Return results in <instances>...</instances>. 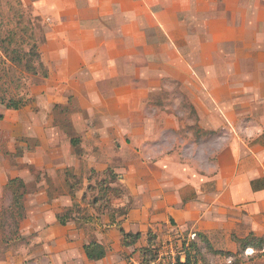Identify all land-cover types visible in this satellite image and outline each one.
Listing matches in <instances>:
<instances>
[{"label":"crops","instance_id":"0c3cea01","mask_svg":"<svg viewBox=\"0 0 264 264\" xmlns=\"http://www.w3.org/2000/svg\"><path fill=\"white\" fill-rule=\"evenodd\" d=\"M22 1L44 24L48 40L40 45L41 58L53 76L52 90L60 94L52 102H61L66 92L68 100L74 96L84 117L100 121L86 127L87 137L109 135L120 143L119 150L130 151L119 164L127 167L120 181L129 191L128 213L114 224L106 214L95 218L87 224L96 228L93 237L69 232L62 244L52 247V264H127L142 258V248L192 234H198L200 248L230 253L241 249L251 233L264 237V74L258 81L237 83L220 77L219 64L209 62L204 77L199 74L203 67L188 61L191 53L184 50L198 51V42L190 39L203 33L228 38L235 36L236 22L264 23V4ZM217 52L230 51L221 44ZM229 69L233 66L223 68L226 76ZM173 85L182 99L159 100V90ZM151 96L156 101L146 109ZM181 102L189 103V113ZM136 115L139 120L133 121ZM123 134H130V143ZM199 165L205 169L199 171ZM121 228L139 233L140 239L124 246ZM91 242L104 246L102 259L88 258L84 245ZM232 258L228 264H235L229 262ZM245 259L264 264V254Z\"/></svg>","mask_w":264,"mask_h":264},{"label":"rangeland","instance_id":"374dc122","mask_svg":"<svg viewBox=\"0 0 264 264\" xmlns=\"http://www.w3.org/2000/svg\"><path fill=\"white\" fill-rule=\"evenodd\" d=\"M254 1L264 4V0ZM251 8L246 9L250 12ZM240 9L242 13L243 8ZM205 34L190 39L198 42V51L184 49L191 53L188 61L198 65V69L203 67L201 76H208L204 65L209 62L219 64L220 77H232L237 83L250 78L258 81L260 73L264 74V23L236 22L234 37ZM47 40L44 24L31 6L22 0H0V98L26 101L18 110H8L0 102V264H52V247L62 244L69 232L81 231L82 235L93 237L96 228L88 223L106 214L114 224L130 208L129 191L120 181L127 167L119 165L130 151L119 150L120 143H113L109 135L87 137L86 129L100 121L84 117L74 96L68 100L66 92L61 102H52L60 94L52 90L53 76L41 58L40 45ZM221 44L230 52L219 54ZM208 50L213 51L211 57ZM151 58L154 59L152 55ZM228 64L233 70L229 69L226 76L223 68ZM158 93L159 100L172 103H178L174 99L180 100L182 94L174 85ZM153 101L156 98L151 96L144 103L146 109ZM182 104L188 112L189 103ZM137 115L132 116L133 121L139 120ZM125 136L130 143V134ZM205 166L199 165L198 170ZM13 178L24 182V189L15 184L24 193L23 210L13 204L8 186ZM62 221L63 226L59 224ZM197 238L186 236L180 241L189 243L185 253L190 263L228 264V257L232 256L235 264H249L240 248L230 256H217L208 245L199 244L200 248ZM192 241H196L195 246ZM161 246L158 244L157 250ZM116 249L112 247L113 252ZM148 256L153 258L154 253Z\"/></svg>","mask_w":264,"mask_h":264},{"label":"trees","instance_id":"16d2710c","mask_svg":"<svg viewBox=\"0 0 264 264\" xmlns=\"http://www.w3.org/2000/svg\"><path fill=\"white\" fill-rule=\"evenodd\" d=\"M0 102L5 105L6 108L8 109H14L18 110L21 107L25 106L26 101L24 99H13L10 98L9 100H5V98H0ZM113 179H116V177H113ZM19 183V185L23 188L24 182L20 178H13L12 180L9 181V188L12 189V194H13V204L20 207V210H23V196L24 193L20 192L15 188V184ZM24 189V188H23ZM61 224L65 225L64 222L62 221ZM122 233V243L124 246H132L137 243V241L140 239L141 235L139 233L133 234V233H126L123 228L120 229ZM198 237V234H196ZM184 242V241H183ZM187 242H184V249L187 252L188 247L186 246ZM192 246H195V241L191 242ZM241 250L244 252V250L248 247H255V248H262L264 247V237L258 238L256 237L253 233H251L248 237L242 240L241 243ZM157 246L155 247H147V248H142L141 250V257L143 261H152L155 257ZM85 252L88 256L89 259L91 260H99L102 259L106 255V250L103 245L97 243V242H91L89 244L84 245ZM217 254H228L230 255V252H220V251H215ZM154 253L153 258H149V254ZM178 264H192L190 263L189 257L186 255V260L185 261H179Z\"/></svg>","mask_w":264,"mask_h":264},{"label":"built area","instance_id":"2783aa9c","mask_svg":"<svg viewBox=\"0 0 264 264\" xmlns=\"http://www.w3.org/2000/svg\"><path fill=\"white\" fill-rule=\"evenodd\" d=\"M195 236L196 234L191 235L192 238H195ZM183 243L178 239H170L164 242L159 250H156L155 257L152 261H143L142 258L140 260L132 258L127 264H178L179 261H184L183 258L185 257ZM188 244L189 243H186L187 247ZM182 253H184V255ZM243 253L246 256L264 254V247H249L245 249ZM229 262H232V260Z\"/></svg>","mask_w":264,"mask_h":264}]
</instances>
